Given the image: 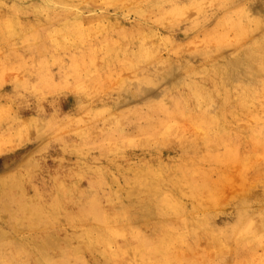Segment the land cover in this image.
<instances>
[{"label": "clouds", "instance_id": "obj_1", "mask_svg": "<svg viewBox=\"0 0 264 264\" xmlns=\"http://www.w3.org/2000/svg\"><path fill=\"white\" fill-rule=\"evenodd\" d=\"M0 264H264V0H0Z\"/></svg>", "mask_w": 264, "mask_h": 264}, {"label": "rangeland", "instance_id": "obj_2", "mask_svg": "<svg viewBox=\"0 0 264 264\" xmlns=\"http://www.w3.org/2000/svg\"><path fill=\"white\" fill-rule=\"evenodd\" d=\"M195 16V13H190L188 19L192 20L193 17ZM213 23L215 21L213 20ZM124 27H130L127 24L123 25ZM187 27L186 24H181L178 28L166 30V29H160L159 30V36L161 38L169 39L171 40L175 45L179 46L182 45L186 42V37L184 35V29ZM190 38V37H189ZM185 62L188 63H199V58L198 57H189L185 56L183 59L179 62H176L175 60L169 62L168 64V70L163 74V79L166 84H173L179 81V79L182 76V68ZM5 93H11V88L7 87L4 89ZM22 116H27L29 115L28 112H21Z\"/></svg>", "mask_w": 264, "mask_h": 264}]
</instances>
